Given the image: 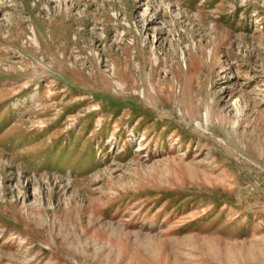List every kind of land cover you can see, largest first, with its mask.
I'll use <instances>...</instances> for the list:
<instances>
[{
    "label": "rangeland",
    "instance_id": "rangeland-1",
    "mask_svg": "<svg viewBox=\"0 0 264 264\" xmlns=\"http://www.w3.org/2000/svg\"><path fill=\"white\" fill-rule=\"evenodd\" d=\"M0 264H264V0H0Z\"/></svg>",
    "mask_w": 264,
    "mask_h": 264
},
{
    "label": "bare ground",
    "instance_id": "bare-ground-1",
    "mask_svg": "<svg viewBox=\"0 0 264 264\" xmlns=\"http://www.w3.org/2000/svg\"><path fill=\"white\" fill-rule=\"evenodd\" d=\"M231 254V253H230Z\"/></svg>",
    "mask_w": 264,
    "mask_h": 264
}]
</instances>
